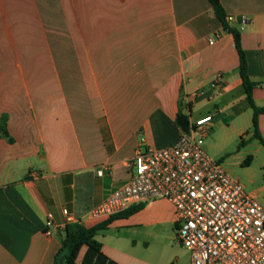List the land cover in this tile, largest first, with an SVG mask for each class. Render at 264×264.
I'll return each mask as SVG.
<instances>
[{"label":"crops","instance_id":"crops-1","mask_svg":"<svg viewBox=\"0 0 264 264\" xmlns=\"http://www.w3.org/2000/svg\"><path fill=\"white\" fill-rule=\"evenodd\" d=\"M218 2L234 18L252 100L264 108V0ZM218 72V96L187 105ZM180 110L189 122L220 110L252 126L233 36L209 0H0V264H53L63 208L86 228L107 222L100 250L82 246L75 264H189L166 200L86 216L130 178L139 145L177 140ZM257 131L264 140V114ZM101 166L109 172L98 176ZM248 194L264 203V184ZM47 214L58 226L51 236Z\"/></svg>","mask_w":264,"mask_h":264},{"label":"built area","instance_id":"built-area-1","mask_svg":"<svg viewBox=\"0 0 264 264\" xmlns=\"http://www.w3.org/2000/svg\"><path fill=\"white\" fill-rule=\"evenodd\" d=\"M247 23L248 18L242 17L239 30ZM223 82V73H216L208 87L187 95L186 104L215 99ZM214 115L190 122L189 131L171 145L160 149L139 145L128 162L130 178L90 208L87 218L103 221L136 203L166 200L174 208L176 238L189 251V264H264V203L246 193L202 149L204 128ZM105 172H109L105 166L96 170L98 176ZM62 215L64 227L82 224L66 208ZM57 228L53 216L47 214L45 235L51 236Z\"/></svg>","mask_w":264,"mask_h":264},{"label":"rangeland","instance_id":"rangeland-1","mask_svg":"<svg viewBox=\"0 0 264 264\" xmlns=\"http://www.w3.org/2000/svg\"><path fill=\"white\" fill-rule=\"evenodd\" d=\"M204 130L202 149L218 161L228 175L237 180L246 193L264 184V147L253 137L254 128L244 129L241 120H232L226 111L213 112ZM192 121L200 115L194 113ZM247 131L243 137L238 132Z\"/></svg>","mask_w":264,"mask_h":264},{"label":"trees","instance_id":"trees-1","mask_svg":"<svg viewBox=\"0 0 264 264\" xmlns=\"http://www.w3.org/2000/svg\"><path fill=\"white\" fill-rule=\"evenodd\" d=\"M209 2L213 7L216 17L222 23L223 27L233 36L234 45L239 56V73L242 80V87L245 93L246 101L253 110L252 127L254 128V136L258 138L262 144H264V140L261 139L257 131V116L259 114H264V108L256 107L252 100L251 92L255 84L250 81L246 72V59L245 54L240 47L239 32L227 21L224 10L218 0H209ZM175 123L183 132H188L190 129L189 114H185L182 110H180L176 115ZM134 210L135 209L125 212V214H128ZM82 211H87V209ZM106 224L107 222L93 226L91 228H86L82 224L78 223L66 225L64 227L62 244L54 257L53 264H75L81 247L85 245L96 251H99L100 243L97 242L95 236L99 230L106 226Z\"/></svg>","mask_w":264,"mask_h":264}]
</instances>
